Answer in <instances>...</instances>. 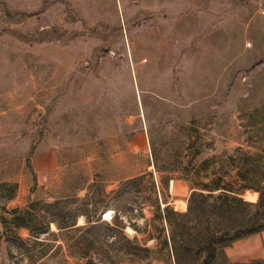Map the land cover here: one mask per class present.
<instances>
[{
  "label": "rangeland",
  "instance_id": "1",
  "mask_svg": "<svg viewBox=\"0 0 264 264\" xmlns=\"http://www.w3.org/2000/svg\"><path fill=\"white\" fill-rule=\"evenodd\" d=\"M262 8L0 0V264H174L156 212H186L192 183L235 180L230 156L264 145Z\"/></svg>",
  "mask_w": 264,
  "mask_h": 264
},
{
  "label": "trees",
  "instance_id": "2",
  "mask_svg": "<svg viewBox=\"0 0 264 264\" xmlns=\"http://www.w3.org/2000/svg\"><path fill=\"white\" fill-rule=\"evenodd\" d=\"M230 160L237 168L235 180L225 181L224 175H218L207 183H192L186 212L168 206L156 212L157 219L164 220L169 228L159 250H167L169 257L172 254L174 264H264V258L232 262L225 252L235 241L264 231V145L254 153L238 148ZM190 164L192 161L183 167L186 178L195 174L189 170ZM161 182L169 184L168 179ZM156 186L152 182V189ZM248 190L258 193L255 202L243 197ZM13 211L17 229L32 230L33 208Z\"/></svg>",
  "mask_w": 264,
  "mask_h": 264
},
{
  "label": "crops",
  "instance_id": "3",
  "mask_svg": "<svg viewBox=\"0 0 264 264\" xmlns=\"http://www.w3.org/2000/svg\"><path fill=\"white\" fill-rule=\"evenodd\" d=\"M144 137L143 131L136 132L128 140V147L136 148ZM32 163L36 172L42 175L57 166L56 156L52 151L41 152L32 159ZM225 252L232 262H250L264 258V231L235 241Z\"/></svg>",
  "mask_w": 264,
  "mask_h": 264
},
{
  "label": "bare ground",
  "instance_id": "4",
  "mask_svg": "<svg viewBox=\"0 0 264 264\" xmlns=\"http://www.w3.org/2000/svg\"><path fill=\"white\" fill-rule=\"evenodd\" d=\"M256 197H257V194L256 193H252V197H251V199L252 200H256ZM183 204V206H185L186 204L183 202L182 203ZM183 208V207H182ZM104 219H108V218H110V216L112 215V210H107V211H105L104 212Z\"/></svg>",
  "mask_w": 264,
  "mask_h": 264
},
{
  "label": "built area",
  "instance_id": "5",
  "mask_svg": "<svg viewBox=\"0 0 264 264\" xmlns=\"http://www.w3.org/2000/svg\"><path fill=\"white\" fill-rule=\"evenodd\" d=\"M260 13L264 15V8L261 9Z\"/></svg>",
  "mask_w": 264,
  "mask_h": 264
}]
</instances>
